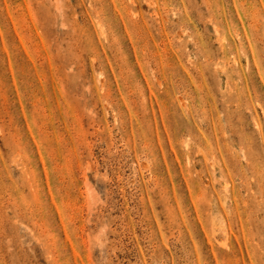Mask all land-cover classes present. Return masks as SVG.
I'll return each instance as SVG.
<instances>
[{
	"label": "rangeland",
	"instance_id": "obj_1",
	"mask_svg": "<svg viewBox=\"0 0 264 264\" xmlns=\"http://www.w3.org/2000/svg\"><path fill=\"white\" fill-rule=\"evenodd\" d=\"M0 264H264V0H0Z\"/></svg>",
	"mask_w": 264,
	"mask_h": 264
}]
</instances>
